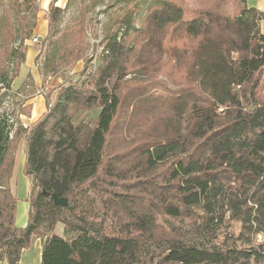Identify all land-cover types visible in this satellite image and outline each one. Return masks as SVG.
<instances>
[{
    "label": "trees",
    "instance_id": "1",
    "mask_svg": "<svg viewBox=\"0 0 264 264\" xmlns=\"http://www.w3.org/2000/svg\"><path fill=\"white\" fill-rule=\"evenodd\" d=\"M58 1L43 76L83 58L86 14L122 12L101 26L98 66L46 99L44 116L25 126L0 114V263L23 264L39 238L41 264H264V13L248 0L233 15L220 3L93 0L71 29L62 25L74 0ZM9 4L13 20L0 24L18 46L12 72L0 74L8 90L37 26L21 15L32 0ZM96 109V119L81 118ZM20 140L31 183L25 227L10 187ZM91 196L116 218V234L79 212Z\"/></svg>",
    "mask_w": 264,
    "mask_h": 264
},
{
    "label": "rangeland",
    "instance_id": "2",
    "mask_svg": "<svg viewBox=\"0 0 264 264\" xmlns=\"http://www.w3.org/2000/svg\"><path fill=\"white\" fill-rule=\"evenodd\" d=\"M20 3L23 0H18ZM68 0H59L56 5L64 8ZM93 0H74L73 4L67 9L65 19L63 22V28H75L78 26L77 19L79 13L82 9L89 5ZM142 1V0H137ZM173 2L179 6H183L185 9H194L201 6H208L210 4H219L222 9L229 15H233L239 10L238 0H167ZM52 0H32L31 8L27 11L23 8L21 12L22 17L25 18L27 22H36V28L34 34L25 41L24 48L26 53V58L29 54L34 55L33 62L31 65L35 69V72L23 69L20 67L19 76L15 78L11 89L8 90L0 86V99L3 97L2 107L0 108V114L4 109L8 111L9 118L13 120H21V122L28 126L47 112L48 105L46 99L49 103L55 102L57 99V93L62 86H69L70 84H81L86 78V74L95 69L99 64V57L103 52L104 47V33L101 30L103 23L107 21L108 18L116 16L120 11V6L115 5L112 8H107L105 6L97 7L93 12L86 14L85 29L86 32L83 35V41L85 44L86 51L82 55L83 58L78 62H71L72 65L64 67L58 74L43 76L42 65L44 62V56L48 47V31L45 35V30L41 27L44 21H48L49 9ZM136 0H130V3H135ZM14 3V2H13ZM9 0H0V21L5 19L7 23L8 19L13 20V14L8 9ZM12 8H16L12 4ZM38 8V9H37ZM145 8V7H144ZM37 10V11H36ZM142 19L138 20L140 23ZM0 24V74L3 72H12L14 64L12 63V52L17 48V44H13V37L8 34L7 29ZM115 31L118 30V26L114 28ZM97 35V36H96ZM38 37L39 41L36 42L35 38ZM81 37V36H80ZM79 37V38H80ZM26 63V61H25ZM28 70V71H27ZM87 72V73H86ZM86 73V74H85ZM131 77V76H130ZM129 78V77H128ZM22 81V82H21ZM7 90V91H6ZM258 95L264 98V84L263 87L258 91ZM44 97L46 111L43 112L38 119L35 121H30L32 118L34 105L38 103L36 98ZM100 109L85 112L81 115V118L96 119L99 115ZM14 155V171L13 180L15 186L12 185V179L10 181V187L13 194L19 199L18 205L22 208V203L27 202V197L30 189V180L25 177L23 173L24 163L26 159L25 154V143L20 140L16 144ZM22 162V173L20 169V163ZM28 203V202H27ZM17 206V213L21 212L20 207ZM79 212L82 213L89 221L93 222L94 225L100 227L107 234H116V226L113 214L105 211L99 201L95 197L91 196L88 199L82 200L79 206ZM28 212L26 215L19 214L18 223L28 222ZM65 226L63 224H58L56 231L60 234L65 235ZM258 241H264V235L258 237ZM41 249L42 241L39 238H34L32 246L30 249L25 250L22 255L23 264H41ZM5 264V263H0Z\"/></svg>",
    "mask_w": 264,
    "mask_h": 264
},
{
    "label": "crops",
    "instance_id": "3",
    "mask_svg": "<svg viewBox=\"0 0 264 264\" xmlns=\"http://www.w3.org/2000/svg\"><path fill=\"white\" fill-rule=\"evenodd\" d=\"M247 5H248V7L257 8L259 11H261L262 13H264V0H248ZM48 25H49L48 21H44V23L41 26L44 30L46 28L45 35L47 34V31H48ZM260 26H261V31L264 34V20L261 21ZM33 59H34V55L33 54L32 55L29 54L27 56V58H26V63L22 66V70L23 69H28V70H31V71L35 72V69L31 65V63L33 62ZM36 100L38 101V103L36 105H34L33 113H32V118L30 119V121H32V122L35 121L36 119H38V117L43 112L46 111L44 97L43 96H40V98L38 97V98H36ZM19 163H20V169H21V173H22V168H21L22 162H19ZM12 185L15 186V183H14L13 178H12ZM29 193H30V189H29ZM19 203H20V201H19ZM19 211H21V212H18L17 215H16V224L18 226H20V227H25L27 225V223L26 222L25 223H23V222L22 223H18V219H19V214L20 213H22V215H26L27 212H29V203H27V202L22 203V208L20 207V210ZM22 262H23V260H22Z\"/></svg>",
    "mask_w": 264,
    "mask_h": 264
},
{
    "label": "water",
    "instance_id": "4",
    "mask_svg": "<svg viewBox=\"0 0 264 264\" xmlns=\"http://www.w3.org/2000/svg\"><path fill=\"white\" fill-rule=\"evenodd\" d=\"M52 199L54 203L58 206H67L68 205V200L66 198H59L56 194L52 195Z\"/></svg>",
    "mask_w": 264,
    "mask_h": 264
},
{
    "label": "built area",
    "instance_id": "5",
    "mask_svg": "<svg viewBox=\"0 0 264 264\" xmlns=\"http://www.w3.org/2000/svg\"><path fill=\"white\" fill-rule=\"evenodd\" d=\"M35 41H36V42H38V41H39V38H38V37H36V38H35Z\"/></svg>",
    "mask_w": 264,
    "mask_h": 264
}]
</instances>
